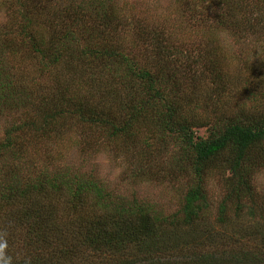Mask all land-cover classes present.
<instances>
[{
	"label": "trees",
	"instance_id": "1",
	"mask_svg": "<svg viewBox=\"0 0 264 264\" xmlns=\"http://www.w3.org/2000/svg\"><path fill=\"white\" fill-rule=\"evenodd\" d=\"M106 1L41 11L21 0L23 18L9 15L0 27L3 255L9 264H264V227L259 243L248 249L235 247L246 244L241 231L234 232L238 237L214 233L203 224L204 178L215 169L228 173V191L218 207L220 225L231 218L230 209L235 215L248 209L264 216V194L258 197L252 179L255 168L264 166V109L244 107L249 97L260 103L263 65L248 66L246 59L231 75L215 44L186 49V40L157 23L138 25L143 53L133 56L121 53L119 59L100 38L95 42L97 36L70 48L69 37L84 26L95 5L103 18L111 15ZM215 3L227 14L215 21L232 20L231 32H241L240 21L241 27L250 26L251 10L258 11L259 31L264 30V0ZM111 62L115 70H105ZM240 86L245 87L241 103L233 100ZM196 127H207L208 135H196ZM74 130L89 150L103 142L123 152L137 177L186 176L191 183L179 208L163 213L148 201L116 200L77 168L55 167L58 149H50L54 153L43 167L30 161L37 152L34 140L55 141L66 149L65 139ZM172 136L180 145L164 167L159 156Z\"/></svg>",
	"mask_w": 264,
	"mask_h": 264
},
{
	"label": "rangeland",
	"instance_id": "2",
	"mask_svg": "<svg viewBox=\"0 0 264 264\" xmlns=\"http://www.w3.org/2000/svg\"><path fill=\"white\" fill-rule=\"evenodd\" d=\"M20 1L0 0V27L7 23L10 18L9 15L23 18L20 14L24 12L22 9H24L25 5L22 7ZM24 1H27L29 5L38 6V9H41V11H52L54 9L60 11L61 7L67 6L70 3L74 8L76 5L89 0H36L32 3H30V0ZM216 1L107 0L108 6L106 8L111 9V15L106 14L103 18L102 12L99 9L97 10V7L100 8L99 3L98 6L95 5V11H92L88 15L85 14L84 26L80 29H74L72 36L69 37L71 39L70 48L73 50H76L77 47L81 48L85 43L93 41L95 36H97L98 38L95 39V42L100 38L102 40L101 45L106 44L107 47L111 46L119 59L121 53L122 55L133 56L135 53H143L142 42L135 33L137 32L138 25L157 23L156 25L164 24L165 31L171 28L174 31L172 35L186 40L189 43V46L185 45L186 49L197 44L199 45V49L203 50V47L209 43L215 44L216 49H221V53L224 52L226 67L228 73L231 75H236L238 68H242V64L243 62L245 63L246 59L250 62L248 66H255L254 64L258 62L264 67V30L259 31L260 16L258 11L251 10L252 12L248 14L250 26L254 25L253 27L255 28L250 26L247 28L241 27L244 26V23L239 18L241 34L231 32L232 27L230 24L232 20H228L229 24H218L215 21L218 15L227 16L222 11L223 5L217 6ZM108 13L110 14V11ZM237 16L242 17L241 13H238ZM88 27H92L94 30H86ZM96 31L97 33L92 37ZM61 35L64 37L63 31ZM7 38L11 40V35H7ZM18 40L19 38L16 39V41ZM144 47L146 48V52L149 53L150 49H148L146 44H144ZM196 55L197 53L194 52L193 56ZM186 61L185 59L184 62ZM116 65V63L111 62V64L105 65L104 69L113 71L115 70L113 67L116 68ZM245 74H247L246 77L250 75L248 72H243V75ZM249 77L250 80H253L251 79V75ZM241 80L240 78L239 84L242 83ZM241 86L233 95V100L239 103L244 101L242 92L245 87ZM260 88V93L257 96L258 99L260 98V103L249 97L247 105H244L245 109L251 108L256 104H260V109H264V82L262 81H260ZM204 114L206 113L203 112ZM13 115L14 111H10L7 116L10 119ZM4 124V121H1L0 130ZM194 129L198 136L206 137L208 135L207 127H196ZM81 134L80 131L75 130L72 133L70 132L68 138L65 139L67 140L64 145L66 149L62 148V143L60 147L56 145L55 141L51 144L49 140H34V148L37 152L33 154L30 161L33 158L40 167H43L46 165L47 156L54 153L52 150L58 149L60 150L61 157H57L55 167H64V169L67 167L77 168L85 176L88 175L95 179L96 184L102 187L106 193L114 196L116 200L118 197H121L127 200L138 199L139 201H148L156 210H160L163 213H172L179 208L181 199L191 183L187 180L186 176H180L179 174L173 179L162 176H151V178L148 176L137 177L131 174V163H127L128 158L124 157L123 152H113V146L103 142L100 145L96 144V146L89 150L81 143H78L79 139L82 138ZM166 141L168 142L166 150L159 156V161L164 167L169 166L167 160L172 158L174 149L180 145V140L178 141L174 136ZM46 146L48 148H45ZM255 170L252 176L253 185L260 198V194H264V166H258ZM227 175V170L215 169L204 178L203 185L207 204L203 224L209 230H213L214 233L229 231L231 235L238 237L240 234L238 235L234 232L241 231L244 235L241 243L244 242L246 244L235 245V247L246 246L248 249L255 248L259 243L258 237L261 238L260 226L264 227V216L254 214L255 212H252V210L248 211V209H244L245 211H242L240 215H235L230 209L227 217L231 218H228L225 224L220 225L217 221L218 207L228 191ZM203 228L204 226L198 227L196 229L197 233L201 232ZM257 228L258 230L256 231ZM191 229L187 228L184 231L189 230L190 233H193L194 231Z\"/></svg>",
	"mask_w": 264,
	"mask_h": 264
},
{
	"label": "clouds",
	"instance_id": "3",
	"mask_svg": "<svg viewBox=\"0 0 264 264\" xmlns=\"http://www.w3.org/2000/svg\"><path fill=\"white\" fill-rule=\"evenodd\" d=\"M5 246H6V242H0V264H9L10 258L5 257L2 252Z\"/></svg>",
	"mask_w": 264,
	"mask_h": 264
}]
</instances>
